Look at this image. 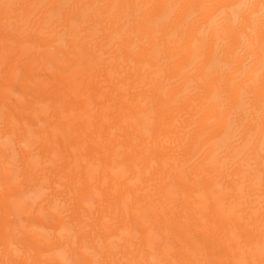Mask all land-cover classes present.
Here are the masks:
<instances>
[{"label":"bare ground","instance_id":"obj_1","mask_svg":"<svg viewBox=\"0 0 264 264\" xmlns=\"http://www.w3.org/2000/svg\"><path fill=\"white\" fill-rule=\"evenodd\" d=\"M0 264H264V0H0Z\"/></svg>","mask_w":264,"mask_h":264}]
</instances>
